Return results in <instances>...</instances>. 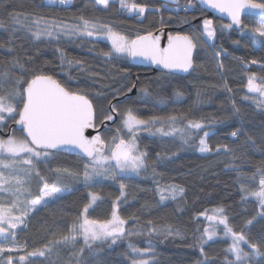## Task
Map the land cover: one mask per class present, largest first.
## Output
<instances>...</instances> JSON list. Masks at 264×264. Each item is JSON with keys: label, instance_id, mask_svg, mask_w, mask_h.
<instances>
[{"label": "trees", "instance_id": "trees-1", "mask_svg": "<svg viewBox=\"0 0 264 264\" xmlns=\"http://www.w3.org/2000/svg\"><path fill=\"white\" fill-rule=\"evenodd\" d=\"M135 2L148 6L142 20L138 19V15L122 10L119 0L101 11L94 10V0H73L68 6H45L44 0H0V20L4 22V26L0 27V94L11 92L18 78L26 80L43 73L52 75L73 91H83L93 103L95 122L99 125L108 121L104 117L111 112L113 105L119 113L131 106L142 119L154 115L183 117L177 127H183L188 120L205 125L203 130H189L197 133L189 143H183L179 134L162 136L146 130L137 133L138 147L147 154V168L142 169L139 176L124 177L127 187L125 196L120 198L119 214L128 221L125 227L129 232L144 234L126 235L115 244L97 243L92 250L82 241L73 245L52 244L54 251L49 257H27V252L61 240L68 233L71 224L88 203L90 191L98 194L100 199L89 210V218H110L111 205L120 196L118 181L100 182L87 188L68 177L61 186L72 191L33 213L27 218L22 231L16 234V243L26 245V249L2 253V258L7 259L11 255L16 264H20L17 260L21 255L34 264L41 261L43 264H78V261L79 264H132L133 254L128 247L132 243L140 248L151 245L154 249L151 257L155 259L151 264H227L234 257L226 252L231 240L225 237L223 225L217 227V235L205 246V255L202 256L200 249L194 246L195 238L208 227L202 216H211L220 208L224 209L223 215L235 231L243 230L254 242L264 236V216L258 214V202L252 196L245 198L246 193L241 187L242 184L258 187L259 175L255 182L251 177L258 168H264V107L258 106L248 95L250 98L244 99L248 77L255 73L257 83L260 77H264V71H261L264 46L257 44L253 48V41H259L258 37L245 34L243 30L225 28L227 23L211 19L216 32L214 46H209L213 42L198 44L194 71L188 77L172 75L162 78L161 73L132 67L128 60H110L102 54L111 49L107 42L60 37L36 40L27 30L33 17L75 25L80 23V17H84L94 23L109 25L114 31L135 39L137 35L164 27L169 28L172 34L192 35L202 31L203 20L209 19L196 7L177 14L167 10L157 0ZM186 5L184 0L180 7L183 9ZM157 8L160 11H156ZM12 15L24 22V26L14 24ZM258 22L259 19L250 17L242 21L253 26ZM31 26L35 28V25ZM58 48L68 60L80 63L71 66L65 63L62 66ZM221 49L226 51V55H221L218 60L215 53ZM251 60L258 63L251 64ZM17 61L23 67L16 66ZM246 65L249 68L246 69ZM4 73L10 78H5ZM134 87L136 93L130 95ZM129 88L131 91H128ZM145 88L151 92L148 97L141 92ZM176 90L182 93L178 98L173 95ZM158 94L167 97L164 103L159 102ZM115 99L118 100L114 102ZM233 104L239 108L238 113L234 111ZM119 113H116V132L121 122ZM11 124L13 122L9 120L4 129L0 128L4 134ZM104 130L100 134L105 140L110 141L113 135H118L107 132V128ZM164 130L169 131L166 123ZM204 131L210 133L206 138L212 149L209 153L198 151L199 138ZM233 131L238 132L237 137H232ZM16 133L22 135L21 132ZM222 145H228L234 151L225 153L221 148L217 153V147ZM82 161L61 154L49 158L48 164L41 163L39 170L49 182H54L56 173L50 169L67 167L74 171L82 170ZM32 183L31 197H34L43 181L33 174ZM166 185H179L184 193L175 201L161 203L156 189ZM250 219L253 223L248 225ZM153 225L170 227L173 234L149 235L148 229ZM243 247L251 253L250 248ZM82 248L83 254L78 256ZM253 259L256 264H264V256Z\"/></svg>", "mask_w": 264, "mask_h": 264}, {"label": "snow or ice", "instance_id": "snow-or-ice-1", "mask_svg": "<svg viewBox=\"0 0 264 264\" xmlns=\"http://www.w3.org/2000/svg\"><path fill=\"white\" fill-rule=\"evenodd\" d=\"M73 0H44L45 6H68ZM115 0H94V10H107ZM170 3L176 7L170 9L175 13L180 11L187 12L195 7L194 0H187V6L180 7V0H170ZM201 5L214 9L219 13L227 14L231 23L224 25L231 29L235 26L244 33H251L253 37H258L259 41H253V48L257 44L264 46V0L254 2V0H199ZM120 8L128 13L143 16L148 8L145 4L136 3L135 0H119ZM245 10L259 16V22L253 25L242 23L241 14ZM156 11H160L159 8ZM11 15V14H10ZM14 24L24 26L17 16H11ZM80 23L76 25L57 24L56 21H48L43 17H33L31 25L27 30L31 32L36 40L41 38L57 39L60 35L68 37H105L111 43V49L102 54L110 60L122 57L150 62L162 70L161 77L167 78L177 72L188 73L193 68V51L203 42H213L209 46H214L216 36L211 19H204L202 22V31L192 35H171L168 36V44L161 47L160 37L154 36L152 32L145 35H137L135 39H129L125 35L114 31L106 24L94 23L84 17H80ZM4 26L3 20H0V27ZM15 31V29H13ZM239 43V41H236ZM60 53L61 65L67 63L71 66L73 63L79 64L80 61L68 60L64 53L58 48ZM216 56L221 55L218 50ZM249 63L256 64L257 60H251ZM16 66L23 67L16 62ZM220 67H223L221 65ZM261 71H264V64H261ZM5 78L7 73L3 74ZM255 73L248 77L247 92L257 93L258 96L252 97L258 106L264 107V77L259 78ZM163 89V80L161 81ZM131 91V88L128 89ZM231 91V89H228ZM143 96L148 97L151 92L148 89H141ZM173 95L180 97L182 93L176 90ZM247 95L244 99H249ZM167 97L158 94L160 103H164ZM236 113L239 108L233 104ZM112 112L119 113V109L113 105L111 112L104 117L106 120H113ZM121 115V126L117 129L118 135H113L111 140H105L101 134L89 138L85 135V130L96 128L95 110L91 99L83 91H73L67 86L62 85L52 75L35 74L31 79L18 78L13 84V90L7 95L0 94V127H3L9 120L18 127L13 129V135L7 140L0 139V193H6L12 199L8 203L0 202V253H12L24 251L26 245L20 246L16 243V229L24 223L25 217L29 212L38 211L39 207H46L50 201L61 198L65 192L72 191L71 188L61 186L68 177H72L76 182L83 184L87 188L95 186L101 179L119 182L120 196L111 205L110 218L98 220L89 218V210L100 199L96 193L89 192V201L86 203L76 220L71 224L68 233L62 236L61 240L49 242L43 248L27 252V257H49L54 248L52 244L72 245L78 238L82 237L85 246L92 250L97 242L105 243L111 241L115 244L119 239L126 235H142V232H129L126 229L128 221L119 214L120 198L125 196L124 182L125 175L135 173L140 175L142 169L147 168L146 153L140 152L137 147V133L146 130L151 134L159 133L162 136H176L183 143H189L194 140L197 133L189 130H203L205 125L200 121L188 120L183 127H177L178 122L183 117L170 115L167 118L154 115L149 119H142L138 116L133 107H128ZM160 126H157V124ZM167 124L169 131L164 130ZM155 129L153 133L152 130ZM126 130L128 137L125 138L123 132ZM19 131L21 136L17 137L15 133ZM210 133L204 131L203 136L199 138L198 151L200 153H209L212 149L209 147L206 138ZM232 137H237L238 132L233 131ZM251 139V138H249ZM221 148L225 153L234 151L228 145L217 147L216 152L220 153ZM61 154L74 155L83 160L82 170H72L67 167H57L50 169L55 172L54 182H49L47 178L41 175L39 165L48 164L49 158ZM87 158L86 160L84 158ZM35 174L43 184L39 187V193L34 198L28 199L24 194L31 196L30 185ZM259 175L258 187L245 186L242 184V191L247 196L255 197L258 202V214L264 216V168H258L251 177L256 181ZM184 193L183 187L179 185H166L157 187V194L160 202L168 199L177 200L178 196ZM19 212V215L14 213ZM224 209L216 210L211 216L206 215V219L223 225L225 236L231 238V244L226 252L231 254L234 259H229L227 264H256L253 257L264 256V236L258 241H252L243 230L235 231L223 215ZM218 213V214H217ZM152 225L151 221H148ZM253 220L247 221L251 225ZM149 235H172L170 227L151 226L148 229ZM179 235V233H176ZM217 235L215 226H209L204 232L195 238L194 246L200 249L201 255H205V246ZM11 238V243H9ZM244 245L250 248L251 253L244 250ZM129 249L132 252V264H151L145 256L154 251L151 245L148 248L136 247L129 243ZM82 248L77 254L82 255ZM20 264H34L33 261L26 260V256H19ZM207 259V258H206ZM7 264H16L12 256L7 257ZM43 264V261L40 262ZM79 264V261H78Z\"/></svg>", "mask_w": 264, "mask_h": 264}, {"label": "water", "instance_id": "water-1", "mask_svg": "<svg viewBox=\"0 0 264 264\" xmlns=\"http://www.w3.org/2000/svg\"><path fill=\"white\" fill-rule=\"evenodd\" d=\"M158 2H160L161 4H164V5H167V6H170V7H176L175 5L171 4L170 3V0H157ZM184 0H180V5L181 3L183 2ZM195 2V7L198 9V10H201L205 13V15L209 18V19H212V20H219V21H223L227 24H230L231 23V20L230 18L227 16V14H222V13H219L217 12L216 10L214 9H210V8H207L206 5H201L199 3V0H194ZM245 17H250V18H256V19H259V16H257L256 14L254 13H251L249 10H245L244 12H242L241 14V20L243 21V19ZM234 30L236 31H241V29H237L235 26L232 27ZM152 34L154 36H159L160 37V45L161 47H166L167 44H168V36L169 34L171 35H177V34H172L171 33V30L167 27H164V28H161V29H158L154 32H152ZM145 35V34H144ZM180 35H187V34H180ZM196 52H197V47L194 49L193 51V68L189 70L188 73H184V72H177L175 73L174 75L175 76H181V77H188L195 69V64H194V58H195V55H196ZM128 63L132 66V67H135V68H140V69H143V70H148V71H151L152 73H161L162 70L159 69L157 66L155 65H152L150 62H146V61H140V60H132L131 58H128ZM136 93V87L133 88L132 92L130 93V95H135ZM245 93L246 95L250 96V97H256L258 96L257 93H248L247 92V87L245 89ZM118 99H115V101H117ZM113 116L115 118L114 122L116 121V113L113 112ZM114 122L112 121H105L104 123H102L100 125V127L98 128H89V129H86L85 130V135L88 136L89 138H91V136L93 135H96L97 133H99L102 128H104L105 126V123L107 125H110V124H113ZM96 124V122H95ZM18 126L13 123L11 124V126L9 127L8 129V132L7 133H3V131L0 129V133L4 136H10L11 134V130L17 128ZM19 132V131H17ZM22 134V133H21ZM63 155H66V156H69V157H75L77 158L76 156L74 155H69V154H63ZM85 160L87 159L86 157L84 158Z\"/></svg>", "mask_w": 264, "mask_h": 264}, {"label": "rangeland", "instance_id": "rangeland-1", "mask_svg": "<svg viewBox=\"0 0 264 264\" xmlns=\"http://www.w3.org/2000/svg\"><path fill=\"white\" fill-rule=\"evenodd\" d=\"M185 3H187V1L185 0ZM166 6V9L167 10H169V11H171L170 9H173V8H175V7H170V6H167V5H165ZM187 6V5H186ZM186 6H184V7H186ZM183 7V8H184ZM146 13V12H145ZM130 15H137V14H132V13H129ZM144 16H145V14L143 15V16H139L138 15V19H140V20H142L143 18H144ZM57 24H65V23H60V22H56ZM68 25H75V24H68ZM60 38H75V39H78V38H88V39H92V40H100V41H104V42H107L109 45H110V47H111V43L105 38V37H102V36H98V37H79V36H76V37H68V36H65V35H60L59 36ZM119 59H121V60H128V58L127 57H122V58H119ZM6 78H10L9 76H7ZM7 125L5 124L3 127H0L1 129H4V127H6ZM105 127H107V124L105 123V126H104V128ZM119 127H122L121 126V122L119 123V125H118V128ZM104 128H102V130L104 129ZM101 130V131H102ZM101 131L99 132V133H101ZM115 134V133H114ZM1 135V134H0ZM11 135V134H10ZM17 137H19L20 135L19 134H15ZM123 135H124V137L125 138H127L128 137V134H127V132H126V130L123 132ZM9 138V136H0V139H4V140H7ZM138 142V141H137ZM137 147H138V143H137ZM138 150L140 151V149H139V147H138ZM141 152V151H140ZM81 163V162H80ZM76 164H77V162H76ZM82 164H83V161H82ZM129 176H136V174L135 173H129V174H127V175H125V177H129ZM109 181H111V180H103V179H101L100 181H99V183L101 182V183H107V182H109ZM31 183H32V180H31ZM33 184V183H32ZM99 185V184H98ZM42 186V185H41ZM160 187H163V186H160ZM33 190V188H32V186L30 185V191H32ZM156 191H157V189H156ZM67 192V191H66ZM66 192H65V194H66ZM28 199H31V198H34V197H31V196H28V194L27 193H25L24 194ZM158 195V194H157ZM180 196H178V198H179ZM158 198H159V195H158ZM177 198V199H178ZM11 199H12V197L11 196H9V195H7L6 193H0V202H3V203H8V202H10L11 201ZM159 200H160V198H159ZM99 201V200H98ZM97 201V202H98ZM169 201H172V199H168V200H166V201H164L163 203H168ZM50 202H52V201H50ZM49 202V203H50ZM96 202V203H97ZM42 207H39L38 206V209H41ZM91 209V208H90ZM35 212H37V211H33V212H29L28 213V215L25 217V221H24V223L23 224H21L20 225V227H18L17 229H16V234L17 233H19L20 231H22V229L25 227V223H26V220H27V218L28 217H30L33 213H35ZM14 214H16V215H19L20 213L19 212H16V213H14ZM202 218L207 222V225H208V227L209 226H215L216 227V229H217V227L219 226V224H217L216 222H214V221H209L208 219H206V216H202ZM226 238H229L230 240H231V238L230 237H228V236H225ZM78 241H82L83 243H84V241H83V239H82V237H80V238H78L77 239V241L74 243V244H76ZM9 242H11V239L9 238ZM108 242H111V241H108ZM97 243H100V242H97ZM73 245V244H72ZM2 253H0V262L2 263V264H4V263H6L7 264V259L6 258H2V255H1ZM151 253H149V254H147L146 256H145V259H148V260H150V262H154L155 261V259L154 258H152L151 257ZM151 257V258H150ZM152 259V260H151ZM18 262H19V259L17 260Z\"/></svg>", "mask_w": 264, "mask_h": 264}, {"label": "flooded vegetation", "instance_id": "flooded-vegetation-1", "mask_svg": "<svg viewBox=\"0 0 264 264\" xmlns=\"http://www.w3.org/2000/svg\"><path fill=\"white\" fill-rule=\"evenodd\" d=\"M114 117V116H113ZM109 121V120H108ZM112 122H114V119L113 120H111ZM117 121H118V114L116 115V123H117ZM105 122V121H104ZM113 123V124H111V125H107V127H105L104 129H106L107 128V132L109 131V132H111L112 134H114L115 132H116V129H115V125H116V123ZM101 125V124H100ZM99 124H96V128H98L99 126H100ZM102 130V132L103 131H105V130ZM100 134V133H99ZM115 134H117V132L115 133Z\"/></svg>", "mask_w": 264, "mask_h": 264}, {"label": "built area", "instance_id": "built-area-1", "mask_svg": "<svg viewBox=\"0 0 264 264\" xmlns=\"http://www.w3.org/2000/svg\"><path fill=\"white\" fill-rule=\"evenodd\" d=\"M219 51L221 52V55H222V56L226 55V51H225V50H222V49H221V50H219ZM221 55H219V56H216V55H215V57L219 60V58H220ZM245 68L247 69V68H249V66L246 65Z\"/></svg>", "mask_w": 264, "mask_h": 264}]
</instances>
